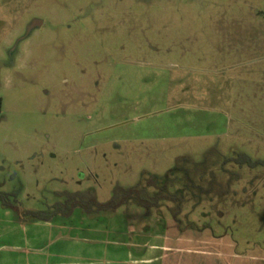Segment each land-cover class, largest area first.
Returning a JSON list of instances; mask_svg holds the SVG:
<instances>
[{
    "label": "rangeland",
    "instance_id": "1",
    "mask_svg": "<svg viewBox=\"0 0 264 264\" xmlns=\"http://www.w3.org/2000/svg\"><path fill=\"white\" fill-rule=\"evenodd\" d=\"M151 178L212 242L174 245L264 264V0H0V191L41 211Z\"/></svg>",
    "mask_w": 264,
    "mask_h": 264
},
{
    "label": "crops",
    "instance_id": "2",
    "mask_svg": "<svg viewBox=\"0 0 264 264\" xmlns=\"http://www.w3.org/2000/svg\"><path fill=\"white\" fill-rule=\"evenodd\" d=\"M79 211L68 219L22 224L13 213L4 216L0 207V222L8 225L3 237L11 239L0 246L11 250L0 264H236L241 259L178 248V240L212 242L189 229L181 231L173 219L146 218L144 213L89 219Z\"/></svg>",
    "mask_w": 264,
    "mask_h": 264
},
{
    "label": "trees",
    "instance_id": "3",
    "mask_svg": "<svg viewBox=\"0 0 264 264\" xmlns=\"http://www.w3.org/2000/svg\"><path fill=\"white\" fill-rule=\"evenodd\" d=\"M243 163L252 164L247 156L241 157ZM259 164V163H258ZM1 186V184H0ZM152 189L149 192V189ZM64 199L54 205L41 211L22 210L15 194H8L0 191V205L4 209L15 212L22 224L31 221L51 222L55 218H70L76 210L89 219L95 218H111L119 213L122 207H127V215L130 203L132 206L139 207L144 212V217L148 218L152 215L158 218H164L161 209L163 202L168 201L177 204L176 209L169 208L172 219L176 222L181 231L190 229L191 225L183 222V201L177 195H171L168 192V186H160L157 179L151 178L146 185L140 184L136 188L121 189L115 191V196L107 203H99L95 195L91 192L87 193H66ZM180 216V217H179ZM185 218V217H184ZM183 219V220H182Z\"/></svg>",
    "mask_w": 264,
    "mask_h": 264
},
{
    "label": "water",
    "instance_id": "4",
    "mask_svg": "<svg viewBox=\"0 0 264 264\" xmlns=\"http://www.w3.org/2000/svg\"><path fill=\"white\" fill-rule=\"evenodd\" d=\"M41 25H42V21H40V20H33L32 23L29 26L28 32H29V30L33 29L34 27H36V26L39 27Z\"/></svg>",
    "mask_w": 264,
    "mask_h": 264
},
{
    "label": "flooded vegetation",
    "instance_id": "5",
    "mask_svg": "<svg viewBox=\"0 0 264 264\" xmlns=\"http://www.w3.org/2000/svg\"><path fill=\"white\" fill-rule=\"evenodd\" d=\"M36 20H37V19H36ZM29 26H30V25H29ZM39 27H42V25L39 26ZM36 28H38V26H36V27H34L33 29L29 30V32L27 31V35H26V37L29 36V35H31V33L33 32V30H35ZM28 29H29V28H28Z\"/></svg>",
    "mask_w": 264,
    "mask_h": 264
}]
</instances>
